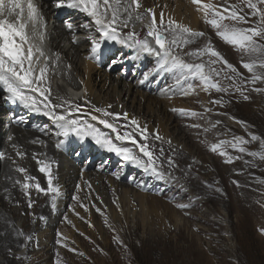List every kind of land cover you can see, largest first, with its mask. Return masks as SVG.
I'll list each match as a JSON object with an SVG mask.
<instances>
[{
    "label": "rangeland",
    "instance_id": "374dc122",
    "mask_svg": "<svg viewBox=\"0 0 264 264\" xmlns=\"http://www.w3.org/2000/svg\"><path fill=\"white\" fill-rule=\"evenodd\" d=\"M143 1L148 2L143 10L154 8V0ZM169 1L174 4V0ZM211 2L218 4L222 0ZM231 2L235 3L236 0ZM57 16L56 13L54 17ZM66 19V16L61 18L59 24H67L69 21ZM193 21L196 22L193 29L205 32L206 36L185 51L201 47L210 39L216 50L245 78L251 75L241 67V53L221 40L196 9L193 12ZM78 34L85 35L80 32ZM98 38L96 36V39ZM91 40L89 38L90 42H87L89 48ZM108 42L110 41L101 45L100 52L105 50ZM132 51L133 49L127 46L115 44L109 52L99 54L97 59L90 58L91 52L84 57L78 64L83 78L77 74L72 76L74 81L79 82L82 90L79 93L80 111L76 114L83 112L85 107L88 108L87 102L83 100L86 94L83 93L82 87L86 64L91 67L88 69L89 74L98 85L106 109H109L108 99L112 98L111 89L107 88V84L112 83L121 72L124 74L119 77L133 85L141 95L150 94V97L165 99L162 101L171 104L166 113L165 107L161 105L153 109V112L149 111L143 101V108L140 110L139 95H136L137 103L131 105L133 108L128 102L127 105L131 108L133 117L143 124L152 125L155 130L156 109L161 112L159 115L167 133L175 140L170 144L167 139L155 140L149 136L148 143L164 162V172L170 173L173 178L157 179L150 172H139L137 175L135 172L138 170L135 168H123V158L115 153L100 151L95 157H89L76 155L77 151L74 150L67 155V160L70 161L69 168L77 170L73 174L78 178L74 179L69 192L67 190L61 201H55V208L52 207V199L49 196L47 200L51 206L45 209L42 216L35 218L36 213L30 212L35 206H39L41 200L37 202L38 205L35 203L33 207L25 208L15 225L20 228L25 220L26 224L33 223V227L28 225V233L23 236L14 239L5 236L0 238V264H45L43 261L46 259L52 262L48 264H264V232H261V229H264V160L259 156L253 157L228 148L231 156L242 158L226 163L227 157L211 151V144L220 139L231 140L234 136H241L250 140V134L264 138V92L252 90L253 87L264 89V82H257L254 86L246 85L244 95L250 97L248 100H244L240 92H232L231 89L227 94L214 89L209 93L203 91L201 86H197L189 95H182L173 74L156 72L157 58L147 57L139 68L133 62L127 67L124 63L131 60L127 58L128 55L133 56ZM87 52L88 50L85 54ZM244 59L247 60V57ZM146 73L149 74L148 80H144ZM159 76L161 82L158 83L156 80ZM108 78L112 80L108 82ZM190 83L200 85L198 80ZM221 83L227 87L230 82ZM66 87L68 84L64 82L65 90ZM62 96L70 100L66 93H62ZM221 97L222 105L209 103ZM7 105L8 101L4 103V107ZM205 107L212 111L205 112ZM172 109H190L202 114L204 118L181 115ZM87 115L86 118L98 116L90 113ZM233 117L235 119H232ZM216 120L222 123L205 133L203 128L209 127V121ZM95 121V126L114 138L110 129ZM236 121H244L246 124ZM193 124H200L202 128H193ZM31 128L32 126H29L25 129ZM0 131L1 137L3 131ZM137 139L140 137L137 136ZM93 143L95 144L94 141ZM122 143L123 146L138 152L130 142ZM243 146L248 151H264L259 141ZM112 155L115 159L110 164L106 159ZM168 157L175 161L172 168L168 167ZM140 170L143 169L139 167ZM96 173L102 176V181L101 184H96L95 189L87 181L86 175L94 176ZM135 179L137 182L132 185ZM115 181L128 187L125 188L130 193L127 201L123 200L122 190L112 185ZM234 181H238L239 186ZM35 194L36 197L46 196L37 190ZM133 194L148 197L144 198L143 209H140ZM150 199H155V203L152 204ZM81 204L87 206V211ZM178 204L189 207L181 209L177 207ZM0 210L5 212V207H0ZM41 217L43 219H40ZM27 236H30L31 240L27 242L26 247H21L25 244ZM9 248L12 249L11 253ZM18 256L21 258L17 259ZM30 259H38L39 262L29 263ZM56 260L60 261L56 263Z\"/></svg>",
    "mask_w": 264,
    "mask_h": 264
},
{
    "label": "snow or ice",
    "instance_id": "6c2138e0",
    "mask_svg": "<svg viewBox=\"0 0 264 264\" xmlns=\"http://www.w3.org/2000/svg\"><path fill=\"white\" fill-rule=\"evenodd\" d=\"M191 3L196 5V10L202 14L204 22L215 30L216 35L241 53V67L251 74L249 77L245 78L233 64L229 63L216 50L210 39L201 47L185 51L190 45L205 37L206 33L196 31L172 17L165 20L163 12L160 13L158 21L154 9L148 8L141 11L143 8L141 0H68L67 6L79 9L90 17L99 34L100 39L91 40L93 54L91 59H97L104 41H114L134 49L137 57L147 54L157 58L156 72L173 74L176 77V84L182 90V95H189L197 86H201L203 91L209 93L214 89L227 94L231 89L232 92H240L244 100L250 99L248 95H244L247 90L246 85L254 86L257 82H264V0H236L235 3L231 0H222L218 4L212 3L211 0H191ZM58 6L61 4L58 3ZM40 19V13L33 0H0V87L8 94L7 99L13 102L19 101L25 107H30L37 112L42 111L44 116L49 117L54 128L58 130L56 135L63 137L57 144V148H60L70 136L79 139L90 137L96 145L142 168L144 172H150L157 179L173 178L170 173L164 172V162L148 143L149 136L155 140H163L158 130L150 133L147 125L141 126L137 119L130 118L127 113H114L106 108L94 107V111L100 116H92V120H97L99 124L110 129L114 134L113 138L94 124L75 118L74 114L80 111L79 105L63 98L60 103L51 102L48 74L49 62L53 61V58L44 52L41 44L35 42L37 38L41 40V43L43 41V33L39 31ZM137 23L142 24L146 30L143 37L136 31ZM29 26L32 29L31 33L28 31ZM68 28L71 30L72 25L69 24ZM244 57H247V60ZM56 59L58 60V56ZM55 67L57 64L53 61L51 68ZM148 79L149 74L146 73L144 80ZM196 80L200 82V85L190 83ZM221 81L230 83L225 87ZM185 85H187L186 88ZM252 90L258 93L264 92V89L258 87H253ZM28 91L39 93L43 101L38 103L34 96L27 94ZM209 103L222 105L223 98L211 100ZM108 107L110 108L111 105ZM172 111L179 112L181 115L204 118L202 114L190 109H172ZM210 111L212 109L205 107V112ZM108 118H111V121ZM120 121L126 123H120ZM236 122L246 124L244 121ZM221 123L222 121L219 120L209 121V127L203 128V131L207 133ZM191 127L199 129L202 125L193 124ZM137 136L140 137L139 140ZM254 141H259L261 148H264V138L250 134V140L241 136H234L231 140L220 139L211 144V151L227 157L226 163L242 158L231 156L227 151L228 148L253 157L259 156L261 160H264V151H248L243 146ZM38 142L43 143L39 140L33 141V143ZM116 142H130L135 145L138 152L123 146V143ZM168 142L171 143V141ZM162 153L163 149H161ZM16 155L23 158L26 154L17 151ZM6 158L10 157H6L5 152L0 151V160ZM33 159L39 165L38 171L48 177L46 189L41 188L38 182L34 187L37 192L52 194V207L55 208V201L60 191L58 186L53 185L50 164L41 161L37 154L33 155ZM167 164L169 168H172L175 166V161L168 157ZM15 171L24 174L22 188L29 196V207H31L32 201L28 190L33 185L29 182L35 180V177L27 175V169L24 167L18 166ZM20 183V180L15 181V184ZM234 183L239 186L238 181ZM81 206L87 211V206L83 204ZM177 207L183 209L189 205L178 204ZM97 211L99 212L100 209ZM13 231L18 237L24 235L22 230L17 231L13 228ZM261 232H264V229H261ZM30 240V236L25 237V244L21 247H26ZM8 251L11 253L12 249L9 248Z\"/></svg>",
    "mask_w": 264,
    "mask_h": 264
},
{
    "label": "bare ground",
    "instance_id": "6f19581e",
    "mask_svg": "<svg viewBox=\"0 0 264 264\" xmlns=\"http://www.w3.org/2000/svg\"><path fill=\"white\" fill-rule=\"evenodd\" d=\"M33 2L40 13L41 19L39 31L43 33L42 43L39 38H37L35 42L37 44H41V47L43 48L44 52L48 56L52 57L53 61L57 64V67L51 68V64L53 61L49 62L50 71L48 74V81L50 82L51 88V96L49 97V99L53 104L60 103L61 98H63L64 100L71 101L73 104L78 105L81 102V99L75 98L73 100L63 88V83L66 82L68 84V87L71 88L72 92L76 97L79 95L81 85L79 84V82L74 81L72 79V76L77 74L79 75V77L83 78V75H80L81 67L79 68L78 64L82 62L84 57L87 56L89 52H91L92 44L90 48L87 46V42H90L89 38L96 39V36L98 38L99 34L96 32L95 27L92 24L91 18L79 9L68 7V0H33ZM154 2L155 6L153 9L156 12L158 21L160 18V13L163 12L165 20H167L169 17H172L175 20L180 21L185 25H188L192 29L193 27H195L196 22L193 21V12L196 9V5H193L191 3V0H183L180 2L179 0H174V4H172V1L169 0H154ZM58 3H60L61 6H58ZM141 3L143 5V8L148 4V2L143 0H141ZM143 8L141 9V11H143ZM51 11L52 13L50 14ZM56 13L58 16L55 18L54 15ZM65 16L67 17L66 21L69 22L65 25L59 24V20ZM145 23H147V21H145ZM69 24L72 25L71 30L68 28ZM28 31L29 33H31V26H29ZM136 31L140 33L141 37L146 34V30L140 23L136 24ZM79 32L85 33V35H88V37L86 38L84 34H78ZM98 39H100V37ZM105 43L106 41H104L102 44L105 45ZM115 44L118 45L119 43H116L114 41L108 42L105 46V50H101V52L99 51L98 55L109 52V50H111V48ZM87 50L88 52L85 54ZM132 54V57L131 55H128L127 58V60H131L126 62L124 61V64L127 67L130 66V63L133 62L136 63L139 68L141 65H143V61L145 59L147 60V57H153L147 54L137 57L134 49L132 51ZM57 56L58 60L56 59ZM41 63L43 64V61H41ZM89 67V64H86L84 67L85 82L83 81L82 84L83 93L86 94V97H84L83 100L87 102L88 108L85 107V109H83V112L78 115L75 113L74 117L88 121L89 123L95 125L96 121L94 122V120L89 117L86 118L88 116L87 114H97L98 116H100L99 113H96L94 111V107L104 108L105 103L103 97L98 91V85L95 83L93 77H91L89 74ZM123 74V72H121L120 74L118 73V76L114 78L113 82L107 84V88H110L112 92V98L108 99V104L111 105V107L107 109L108 111L121 114L127 113L130 118H135L133 117V114L130 109L133 108L131 107V105L137 103L136 95H139L141 98L138 105L140 110L141 108H143L141 107L142 101L145 103L144 106L151 112H153V109L155 110V108L164 106V112L166 113L167 107H171V104L162 101L165 99H157L154 97H150V94L141 95L139 91H136L134 89L133 85L126 83L125 80L119 77L123 76ZM159 78L160 76L156 80L158 83L159 81L161 82V79ZM110 79L111 78L107 79L108 82ZM62 93H66L70 100L63 97ZM27 94L34 96L37 99L38 103L43 101V97L40 96L39 93H33L31 91H28ZM7 96L8 94L2 89V87H0V114L4 111L5 102L7 103L8 101V105L12 108L9 112L0 115V122H2L0 129H2L3 131L2 136L0 137V151L5 152L6 157H10L0 160V207H5V212L0 210V233H3V235H0V238L5 236L7 238L11 237L14 239L18 236L13 231V228L17 231L22 230L23 233H25L26 235V233H28L29 225L26 224L27 222H24L25 220L22 221L20 228L15 225V221L18 220L19 216L22 215L24 210H26L25 208L29 207V196L25 194V190L22 188V183L24 182V174L16 172V167H24L25 169H27V175L35 177V180L29 182L33 185V187L30 188L28 191L30 192V199L32 201L31 207H33L35 203L38 205L37 202L41 200L38 207L35 206L32 210H30V212H33V214H37H35L36 218V216L38 215H44L46 211L45 209L51 206L49 205L47 198H49V196H52V194H45L46 196L44 198L42 196L36 197V189L34 187L35 183L38 182L41 188L46 189L48 187V177L44 173L38 171L39 165L37 164L36 160L33 159L34 154H37L38 158L41 161H46L50 164V174L53 179V184L58 186L60 191V195L59 197H57L56 201H61V198H63L62 196L67 193V190L69 192L70 188L72 187L74 179L78 178L77 175L73 174L77 170L74 168L73 170L69 168L68 164L70 161L67 160V155L70 154V152L76 150V155L80 154V156L88 155L89 157H95V155L99 154L100 151L107 150L102 147H97L90 137L79 139L75 136H70L60 148H57V144L61 139H63V137L56 135V132H58V130L54 128L50 118L44 116L42 111L37 112L30 107H25L19 101L13 102L9 99L7 100ZM127 102L130 103L131 108L127 105ZM156 113V130L159 131V135L161 137L167 139V141L172 142L175 139H172L171 136L167 133L166 126H164L163 120L160 118L159 115V113L161 112L156 109ZM108 119H110L111 121V118ZM138 121L140 122V120ZM121 122L122 121H120V123ZM34 124H36L37 126H33ZM140 124L141 126L147 125L148 131L150 133H154L156 131L154 127L150 124L149 126L148 124H143L141 122ZM29 126H32V128L25 129ZM35 140L43 141V143H33V141ZM116 143L121 144L122 142ZM17 151L23 152L26 155L23 158H20L16 155ZM114 159L115 157H113L112 155L109 156V159H106V161L112 164ZM121 165L124 166L123 168L125 169H128L129 167L135 168V170H138V172H135V174L137 175L139 172H144L143 170L139 171V167L135 166L130 162L125 161L124 159ZM121 171L123 172V170ZM86 179L96 189V184H101L102 176L96 173V175L94 176L86 175ZM16 180H20L21 183L15 184ZM116 181L119 180L116 179ZM116 181L113 183L111 182L112 185H115L118 190L119 188L120 191L122 190L121 194H123V200L125 199V201H127L126 199H128V195L130 193H128L127 189L125 188L128 187H126L124 184H119ZM136 182L137 179L133 180L132 185L136 184ZM127 185L129 186V184ZM5 189H7V191H5ZM133 195L134 199L138 202L140 209H143V206L145 205L143 203L144 198L148 197L138 194ZM149 201H151V203H155V199H150ZM31 225L33 227V223ZM31 225H29V227ZM59 261L60 260H56V263H58ZM28 262L37 263L39 262V260L30 259L28 260ZM43 262H45V264L52 263L49 259H46Z\"/></svg>",
    "mask_w": 264,
    "mask_h": 264
}]
</instances>
